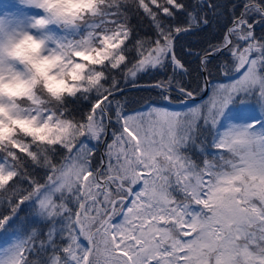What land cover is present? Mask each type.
Here are the masks:
<instances>
[{
  "label": "snow or ice",
  "instance_id": "1",
  "mask_svg": "<svg viewBox=\"0 0 264 264\" xmlns=\"http://www.w3.org/2000/svg\"><path fill=\"white\" fill-rule=\"evenodd\" d=\"M0 264H264V0L0 3Z\"/></svg>",
  "mask_w": 264,
  "mask_h": 264
},
{
  "label": "trees",
  "instance_id": "2",
  "mask_svg": "<svg viewBox=\"0 0 264 264\" xmlns=\"http://www.w3.org/2000/svg\"><path fill=\"white\" fill-rule=\"evenodd\" d=\"M131 95H133V96H135V97H139V96H141V95L146 96L147 93H137V92H133Z\"/></svg>",
  "mask_w": 264,
  "mask_h": 264
},
{
  "label": "rangeland",
  "instance_id": "3",
  "mask_svg": "<svg viewBox=\"0 0 264 264\" xmlns=\"http://www.w3.org/2000/svg\"><path fill=\"white\" fill-rule=\"evenodd\" d=\"M0 2H3V0H0Z\"/></svg>",
  "mask_w": 264,
  "mask_h": 264
}]
</instances>
